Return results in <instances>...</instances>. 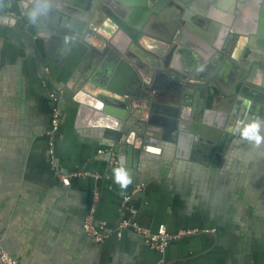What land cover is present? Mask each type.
Segmentation results:
<instances>
[{"label":"crops","instance_id":"obj_1","mask_svg":"<svg viewBox=\"0 0 264 264\" xmlns=\"http://www.w3.org/2000/svg\"><path fill=\"white\" fill-rule=\"evenodd\" d=\"M124 1L117 12L127 9L128 20L139 27L136 43L123 55L127 66L100 58L95 43L42 31L47 19H35L25 0H0L1 248L18 264H264V144L256 147L239 131L249 121L264 118V104L217 96L205 105L186 95L188 109L176 124L171 116L154 114V137L144 145L129 136L118 141L114 111L121 109L109 104L105 94L125 86L128 66L138 75L146 57L157 60L172 36L168 26L173 19L168 1L160 7ZM259 1L263 14H257L264 17V0ZM196 2L182 7L197 29L181 37L182 45L192 46L193 36L201 43H217L213 67L198 79L202 85L216 80L224 86L236 67L264 50V36L252 32L250 6L257 2ZM49 4L61 10L68 6L67 0ZM105 7L106 32L95 37L111 42L118 54L123 38L112 41L118 14ZM244 34L254 36L256 44ZM199 46L196 58H205ZM244 76L252 77L248 69ZM56 87L63 90L58 101L63 117L52 158L46 133L54 105L50 94ZM121 159L132 174L123 192L112 171ZM63 176L69 178L66 186ZM126 196L128 203L123 202ZM129 207L152 233L163 227L170 236L189 234L162 253L131 232L116 238L112 232L130 216ZM91 210L94 222L104 223L109 232L102 242L83 230Z\"/></svg>","mask_w":264,"mask_h":264},{"label":"water","instance_id":"obj_2","mask_svg":"<svg viewBox=\"0 0 264 264\" xmlns=\"http://www.w3.org/2000/svg\"><path fill=\"white\" fill-rule=\"evenodd\" d=\"M42 1H44V4H41ZM49 1L50 0H25L24 2L26 7L30 6L29 13H33L31 15H33L35 19H37V17L38 19L41 17L47 19L48 24L44 25L42 31L47 32V34H57L67 40L80 38L88 41L92 45L95 43V45H97L96 47L99 46L101 50V52L97 53L100 58L107 56L109 61H116V65L121 64L127 66L123 60V55L125 51L132 48L133 44L136 43L135 41H137V38L135 29L139 31V27H134L130 23L128 20L129 16H126V14H129L127 9L122 7L125 11H123V13L117 12V10H120V5H126L124 0H67V5L69 7L67 6V8L62 10L57 5L53 7L52 5L50 6ZM176 1L177 2L174 3L172 0H137L141 6L144 4H155V7H160L166 2L172 6L173 19L168 26V31H170L172 36L168 39L169 43L163 45L161 48L162 51L155 56L157 60L146 57L144 66L142 65L141 69L137 68L136 70L138 75L133 72V68L128 66L131 73L125 86L118 89H110L108 91L109 94L106 92L107 94L105 95L109 97V104L113 105L115 108L121 109H116L114 111L119 119L118 127H120V132L118 141H122L124 137L126 138L129 136V139L131 141L135 140L139 146L144 145V142L148 138L154 137L152 134V132H154V128L152 127L154 114L171 116L172 122L176 124V118L184 114V109H188V106H186L188 102L185 101L186 95L190 96L189 98H191V96L194 99L196 98L195 101H205V105H208L211 100L215 99L212 97L217 96H223L225 100H229L230 102L231 99L242 101V99L245 98L244 102L246 105L251 101L259 105L264 104V50L259 52L256 58L252 61L249 60L244 66L240 65V67H236L239 69L234 70L232 75L228 78L226 85L223 86V84H218L216 80H210L212 83L202 85L198 76L203 78V73L210 71L213 67V65H211L214 61L212 57L218 49V46L217 43L213 41L201 43L196 36H193L195 41L193 44H190L192 46H188L189 48H185V46L182 45L183 38L181 37L185 34H189L187 31H197L194 26L189 24L187 17L183 15L182 7H189L197 3V0ZM203 1L210 6L212 3H216V0ZM255 1L257 4L255 6H250L253 10L252 25L254 28L252 32L264 36L263 9L260 6L262 1L254 0V3ZM105 6L113 8L118 14L117 19L113 18L114 23H117V25L114 26V29H116L114 31L117 32L116 34H112V41L120 37L123 38L122 47L120 48L119 46L118 49L115 47L119 51L118 54H115L114 50L111 49V42L107 43L103 41L102 43L99 41L98 37H95V33H102V31L106 30L105 25H103V19L108 16V14L107 12H101V8ZM54 9H57V11ZM257 13L262 14L258 15ZM51 16L54 17L51 18ZM49 17L51 20H48ZM218 25L219 24L216 23L212 28L216 29ZM92 30L94 32H92ZM244 36L248 38L251 43L256 44L254 42V36L250 35L247 37L245 34ZM178 37L179 39L177 40ZM104 38L109 39L106 35H104ZM199 45L204 47L203 50L205 54L202 55L205 56V58H196V52L198 51L195 52L194 50H200L202 47ZM180 57L182 61L179 60ZM245 69H248L252 77L248 78L244 76ZM204 80L208 82L206 79ZM182 83H193L194 87L191 89L183 87L182 89ZM192 91L196 94L191 95ZM192 104V110H194L195 104ZM189 118L191 120H197L193 116ZM173 126L175 125L173 124ZM179 128L180 130L183 129L182 127Z\"/></svg>","mask_w":264,"mask_h":264},{"label":"built area","instance_id":"obj_3","mask_svg":"<svg viewBox=\"0 0 264 264\" xmlns=\"http://www.w3.org/2000/svg\"><path fill=\"white\" fill-rule=\"evenodd\" d=\"M62 93L63 90H61L59 87H56L55 93L50 94L51 102L54 105L51 112L50 129L46 133V135L48 140L49 153L52 158H54L55 156V148L58 139L57 136L61 127L63 117V112L58 106V101ZM61 182L66 186L69 184V178L63 176L61 177ZM129 201L130 196H126L123 198L124 203H128ZM128 212L130 216L128 218L120 220L112 232L116 238L120 239L124 233L131 232L138 235L150 249L162 253L170 243L177 241L180 238L185 237V235L189 234V232H184L179 235L170 236L166 233L163 227L158 228L156 234L152 233L148 229L142 227L135 220L136 211L132 209V207L128 208ZM92 213L93 210H91L90 214L85 218L83 223V230L85 234L92 238L95 242H102L109 236V232L107 231L104 223L94 222ZM0 264H18V260L10 253L2 249L0 246Z\"/></svg>","mask_w":264,"mask_h":264},{"label":"clouds","instance_id":"obj_4","mask_svg":"<svg viewBox=\"0 0 264 264\" xmlns=\"http://www.w3.org/2000/svg\"><path fill=\"white\" fill-rule=\"evenodd\" d=\"M264 125V118H257L249 121L239 129L243 139L259 147L264 144V135H261V126ZM113 179L116 184L120 186L122 192L132 183L131 170L125 166L123 159H121L118 166L113 168Z\"/></svg>","mask_w":264,"mask_h":264},{"label":"flooded vegetation","instance_id":"obj_5","mask_svg":"<svg viewBox=\"0 0 264 264\" xmlns=\"http://www.w3.org/2000/svg\"><path fill=\"white\" fill-rule=\"evenodd\" d=\"M146 46V45H145ZM161 48H162V46H161ZM155 50V49H154Z\"/></svg>","mask_w":264,"mask_h":264}]
</instances>
